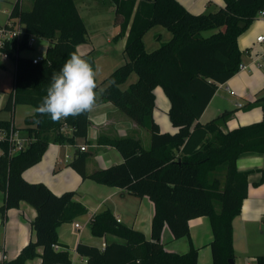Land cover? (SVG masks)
I'll return each instance as SVG.
<instances>
[{
	"label": "trees",
	"instance_id": "trees-1",
	"mask_svg": "<svg viewBox=\"0 0 264 264\" xmlns=\"http://www.w3.org/2000/svg\"><path fill=\"white\" fill-rule=\"evenodd\" d=\"M110 2L120 26L114 39L126 36L125 61L104 82H97L107 88L98 102L111 103L146 129L151 146L145 149L133 137L99 139V143L116 148L124 161L88 174V154L80 150L70 166L84 181L90 179L149 198L155 204V214L150 238L118 222L111 210L95 215L90 222L92 234L113 235L121 241H110L104 248L81 243L77 252L87 259L86 264H198L199 251L191 244L189 223L206 216L213 236L209 243L212 264L235 262L233 221L248 197L250 173L240 172L237 161L245 153L264 155V119L231 131L222 129L231 111L205 124L199 120L219 86L240 71L238 39L264 11V0H224V7L201 14L190 12L178 0ZM14 19L25 26V43L32 36L46 39L52 46L37 64L20 56L27 44L7 49L15 64V80L4 110L12 116L17 105L35 109L46 95L52 74L60 70L70 53L88 43L87 25L77 0H33L30 9L18 0L9 16V21ZM155 26L164 27L172 37L148 52L144 36ZM210 31L216 32L204 34ZM85 57L96 69L93 52ZM132 74L137 75V81L122 88ZM110 81L115 85L108 87ZM157 87L170 101L168 115L178 129L175 133L163 132L154 117ZM89 114L53 123L35 112L26 118V128L14 127L29 141L24 150L12 153L8 140L0 142V191L4 193L0 213L5 216L22 202L37 212L32 223L36 241L4 264H28L37 258L41 264H75L68 250L56 249L58 228L87 214L88 209L75 200L76 192L56 195L45 184L27 182L23 173L42 160L50 144H75L77 138L86 139ZM37 119L42 121L39 125L35 124ZM12 125V118L0 119V129L9 132ZM65 127L71 128V136L65 135ZM260 172L257 185L264 184V169ZM166 226L173 240H189L188 252L166 248ZM38 248H42L41 254ZM252 264H264V255L257 256Z\"/></svg>",
	"mask_w": 264,
	"mask_h": 264
},
{
	"label": "crops",
	"instance_id": "crops-1",
	"mask_svg": "<svg viewBox=\"0 0 264 264\" xmlns=\"http://www.w3.org/2000/svg\"><path fill=\"white\" fill-rule=\"evenodd\" d=\"M17 1L0 0V10H6L7 5L6 3L3 5V3L7 2L11 5L10 16ZM29 1L21 0L22 6L24 7L25 2ZM178 1L194 14L204 11L208 4L213 3L218 9L225 6L224 0ZM9 16L7 20L0 23V27L10 22ZM162 32H159V34L161 35ZM215 32L210 31L204 34L209 36ZM145 36L144 43L148 52L157 49L161 45L160 43L152 45L148 40L150 44L149 48H147ZM260 36H264V17H259L254 21L250 28L238 39V45L242 52V64L247 66L246 69L240 70L225 84L219 86V88H226L228 94L236 99L234 103L236 111L224 110L219 103L214 104L218 94L217 91L199 122L205 124L222 115L225 111H231L232 114L226 124L222 126L224 131H231L241 126L261 122L264 119V41L257 40ZM41 49H47V47H41ZM78 51L84 55L92 51L95 61L96 48L90 38H88V43L78 47ZM137 78L136 74H132L128 81L122 85V88L129 87L130 84L137 81ZM155 93L156 108L154 117L161 130L169 133L177 132L178 129L173 125L168 115L170 101L168 103L169 99L164 90L161 87H157ZM8 97L5 103L0 105V111L4 110ZM239 101L241 102L239 103ZM160 102L163 104L161 106V115L158 114V110H161L159 108ZM242 103H246L247 106L245 107ZM24 106L31 108L30 112L25 116L26 122V118L31 117L35 113V109L29 105ZM163 108L166 110L163 111ZM14 114L13 116L11 114L9 118L0 117V119L7 121L12 118L16 129L26 128V123L22 127L15 125ZM89 119L90 127L86 139L77 138L75 144H50L42 160L23 173V178L27 182L45 184L56 195H62L70 191L76 192L75 200L81 202L88 209L87 214L78 217L75 221L63 223L58 228L59 244L56 249L68 250L75 264H86L87 262V259L77 252L79 244L83 243L104 248L110 241H121L120 238L113 235L94 237L91 232L90 222L95 215L111 210L116 220H120L121 224L139 230L147 238H150L151 224L155 214V204L149 198L136 197L124 189L105 186L90 179L84 181L70 166L83 146L86 147L85 152L88 154L86 166L88 174L121 164L124 161L122 154L116 148L99 143V139L133 137L140 140L145 149H149L151 146V136L149 135V138L147 135L149 132L138 126L109 102H98L96 109L89 114ZM63 132L66 136H71L72 134L71 128L68 127H65ZM144 138L145 141L146 138H149V142L146 141L144 143ZM237 167L240 172L250 173L248 176V197L243 202L241 214L233 221V244L236 252L235 264H252L257 256L264 255V252L260 251L257 252L259 254L252 253L251 255L247 228V224L251 221L247 219V212L252 213L264 209V184L257 185L261 178L260 170L264 169V155L257 153L242 154L237 161ZM1 194L0 207L4 204V193L1 191ZM36 216V210L25 202H22L18 208L8 210L5 216L0 213V264L16 259L24 247L30 242L36 241V233L32 227ZM82 220L85 221L84 224L79 222ZM76 224H79L80 227L77 228ZM84 226H88L89 229H84ZM189 228L191 244L199 251L198 264H212L209 243L213 236L209 218L202 216L192 219L189 223ZM163 242L170 251L183 254L190 250L189 240L187 238L177 241L173 240L171 231L167 226L163 232ZM38 252L41 254L42 248H38ZM28 264H41V258H37Z\"/></svg>",
	"mask_w": 264,
	"mask_h": 264
},
{
	"label": "rangeland",
	"instance_id": "rangeland-1",
	"mask_svg": "<svg viewBox=\"0 0 264 264\" xmlns=\"http://www.w3.org/2000/svg\"><path fill=\"white\" fill-rule=\"evenodd\" d=\"M15 1V0H8ZM33 0L25 2V9H30ZM7 8L5 11L0 10V23L8 19L10 6L7 2ZM78 6L80 14L86 22L88 28V38L93 42V45L96 48L95 52V63L96 69H98L97 79L98 82L105 80L113 71L120 66L125 61V56L123 50L125 48L126 38L121 37L118 40L114 38L117 37L120 33L119 23H117V17L115 15L114 7L111 4L110 0H78ZM210 7V9H209ZM218 9L213 3L208 4L206 9L201 13L215 12L214 10ZM199 13V14H201ZM158 29H161L158 31ZM163 31V32H162ZM159 32H162L161 35ZM171 32L165 29L162 26H155L146 33L145 40L147 41V48H149V42L152 45L157 43H164L171 39ZM34 47L33 49H26L20 53V56L26 58H33L40 54L41 47H50L52 43L46 39L33 38ZM154 50V49H153ZM152 50V51H153ZM15 80V65L12 60H0V105L5 103L8 95L11 94L14 88ZM167 99V98H166ZM214 104H220L222 109L235 110L234 103L235 98H232L228 94L226 88L220 87L218 90L217 98L214 100ZM241 101H239L240 103ZM169 103V100H168ZM245 107L246 103H242ZM159 106V105H158ZM163 104L160 102V109L158 114H162ZM169 106V104H168ZM167 106V107H168ZM249 107V106H248ZM28 106L17 105L15 107L14 114V123L16 126H24L25 116L30 112ZM166 110L163 108V111ZM233 112V111H232ZM11 113L7 111H0V117H10ZM148 137L150 135L147 134ZM150 138V137H149ZM149 138H146V141L149 142ZM145 138L143 142L145 143ZM0 191V196H1ZM26 203V202H25ZM28 204V203H26ZM29 205V204H28ZM30 206V205H29ZM247 219L251 220L247 224L248 228V243L250 247L251 255L259 254L257 252H264V209L254 211L252 213L247 212ZM82 224L85 221H79ZM168 227V226H167ZM84 229H89L88 226H84ZM95 237V236H94Z\"/></svg>",
	"mask_w": 264,
	"mask_h": 264
},
{
	"label": "clouds",
	"instance_id": "clouds-1",
	"mask_svg": "<svg viewBox=\"0 0 264 264\" xmlns=\"http://www.w3.org/2000/svg\"><path fill=\"white\" fill-rule=\"evenodd\" d=\"M98 71L84 54L73 51L60 70L52 74L46 95L35 112L49 117L53 123L93 112L107 90L97 83ZM112 85L115 81H110L108 87ZM41 122L37 119L35 124Z\"/></svg>",
	"mask_w": 264,
	"mask_h": 264
},
{
	"label": "built area",
	"instance_id": "built-area-1",
	"mask_svg": "<svg viewBox=\"0 0 264 264\" xmlns=\"http://www.w3.org/2000/svg\"><path fill=\"white\" fill-rule=\"evenodd\" d=\"M259 17H264V11L259 13ZM26 30L25 26L19 21V19L11 20L7 25L0 27V60H9V54L7 52L8 48H12L14 44L17 47H20L21 44L25 43ZM33 38L30 37L26 41L27 49H33L34 42ZM258 41H264V36H260L257 39ZM43 53V52H42ZM45 58V53L40 54L32 58V62L37 64ZM246 65L241 64L240 70L246 69ZM8 140L11 143V152L15 153L21 150H24L29 143L26 137L20 135V132L14 129V125L11 126L9 132L6 130L0 129V142ZM82 151L86 150V147H81ZM2 150H0V155ZM120 222V220H118ZM76 227L79 228V224H76ZM5 258V257H4Z\"/></svg>",
	"mask_w": 264,
	"mask_h": 264
},
{
	"label": "water",
	"instance_id": "water-1",
	"mask_svg": "<svg viewBox=\"0 0 264 264\" xmlns=\"http://www.w3.org/2000/svg\"><path fill=\"white\" fill-rule=\"evenodd\" d=\"M41 51L45 53L46 49H41ZM230 264H235V262L234 261H230Z\"/></svg>",
	"mask_w": 264,
	"mask_h": 264
}]
</instances>
